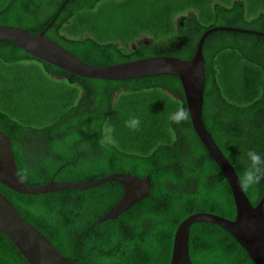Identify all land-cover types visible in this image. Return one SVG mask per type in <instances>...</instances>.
<instances>
[{
  "label": "trees",
  "instance_id": "1",
  "mask_svg": "<svg viewBox=\"0 0 264 264\" xmlns=\"http://www.w3.org/2000/svg\"><path fill=\"white\" fill-rule=\"evenodd\" d=\"M0 25L46 30L95 66L153 56L189 60L211 28L264 34V0H0ZM203 55L204 126L256 207L264 198V167L259 180L246 173L250 152L264 156V36L214 32ZM176 113L184 118L173 120ZM0 131L28 187L115 173L150 178L149 197L105 221L124 193L118 181L36 195L0 184L22 218L72 263L170 264L174 235L187 217H236L230 186L192 127L176 76L87 79L0 41ZM189 254L192 264H255L227 231L208 223L191 225ZM0 264H28L1 233Z\"/></svg>",
  "mask_w": 264,
  "mask_h": 264
},
{
  "label": "water",
  "instance_id": "2",
  "mask_svg": "<svg viewBox=\"0 0 264 264\" xmlns=\"http://www.w3.org/2000/svg\"><path fill=\"white\" fill-rule=\"evenodd\" d=\"M45 31L34 34L19 27L0 25V41H10L35 58L82 78L108 81L159 75L179 78L192 127L230 186L236 207V217L234 220H228L203 212L187 217L178 226L174 235L170 264H192L189 254V229L195 223L219 226L237 241L253 263L264 264V198L256 207L251 205L236 171L202 120L206 84L203 44L207 36L218 31L243 32L262 36L264 34L235 27H214L203 33L193 57L189 60L171 56H153L110 66H95L81 61L46 37ZM111 181L120 182L124 193L121 201L100 221L115 219L135 203L150 196L151 180L149 177L140 178L126 173L111 174L94 182L72 183L51 180L44 186L28 187L20 179L10 138L0 131V184L16 193L36 195L67 189L86 190ZM0 233L9 239L28 264H75L68 261L41 232L26 222L1 192Z\"/></svg>",
  "mask_w": 264,
  "mask_h": 264
},
{
  "label": "clouds",
  "instance_id": "3",
  "mask_svg": "<svg viewBox=\"0 0 264 264\" xmlns=\"http://www.w3.org/2000/svg\"><path fill=\"white\" fill-rule=\"evenodd\" d=\"M184 118L183 113H176L173 115L172 119L179 121ZM140 125L139 119H132L130 121V126L135 130L138 129ZM249 159L251 160L252 164L251 167L248 169L246 175L249 179V181H256L259 180L261 177L258 175V173L261 172L262 167H264V156H262L259 153L250 152L249 153Z\"/></svg>",
  "mask_w": 264,
  "mask_h": 264
}]
</instances>
